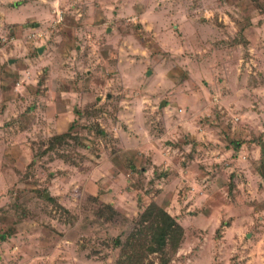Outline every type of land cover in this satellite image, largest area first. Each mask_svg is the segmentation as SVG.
Here are the masks:
<instances>
[{"label":"rangeland","instance_id":"1","mask_svg":"<svg viewBox=\"0 0 264 264\" xmlns=\"http://www.w3.org/2000/svg\"><path fill=\"white\" fill-rule=\"evenodd\" d=\"M165 257L264 264V0H0V264Z\"/></svg>","mask_w":264,"mask_h":264},{"label":"trees","instance_id":"2","mask_svg":"<svg viewBox=\"0 0 264 264\" xmlns=\"http://www.w3.org/2000/svg\"><path fill=\"white\" fill-rule=\"evenodd\" d=\"M60 136H57V138H59ZM164 254H167L165 251H164ZM170 261V258L168 257H165L164 261H163V264H168Z\"/></svg>","mask_w":264,"mask_h":264}]
</instances>
